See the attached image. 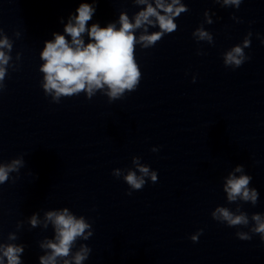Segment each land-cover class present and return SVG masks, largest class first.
Here are the masks:
<instances>
[{"label": "clouds", "instance_id": "1", "mask_svg": "<svg viewBox=\"0 0 264 264\" xmlns=\"http://www.w3.org/2000/svg\"><path fill=\"white\" fill-rule=\"evenodd\" d=\"M98 2V0H97ZM222 7H234L239 9L243 0H215ZM138 5H145L139 11L134 20L128 15L121 14L119 27L115 23H109L106 27H100L92 20L96 8L90 3H80L76 14L69 17L68 23L64 26L66 35L54 33V39L45 41L40 59L43 64L39 71L43 74L41 87L46 96H50L53 103H59L61 98H70L74 95L84 93L91 100L99 91L106 95L109 103L122 99L125 93L135 91L142 79L140 66L136 61L135 51L139 45L141 49L154 47L165 35L175 32L178 28L175 19L182 13L189 11L181 0H155V6L149 0H135ZM163 13V14H161ZM205 22L211 24L207 11L204 13ZM154 18V19H153ZM238 20L237 17H232ZM146 26L156 27L159 31L148 32ZM143 28V32L136 35V30ZM87 33L88 43L84 41V34ZM197 41L213 43V35L205 30L203 24L197 27L193 33ZM258 38H259V34ZM249 32L242 43L234 45L223 53L225 67L233 69L241 67L251 57L245 54L244 49L251 45ZM264 44V39H261ZM7 49V51H5ZM12 43L7 36L0 39V92L5 88L4 80L7 75L9 61L12 59L10 53ZM198 55L202 54L197 52ZM19 58V54H18ZM195 76L193 82H195ZM159 151L157 147L151 149ZM23 157L12 159L10 162H0V185L10 179L15 181L11 173H19L24 167ZM133 168L114 169L112 175L116 178H123L132 191L142 190L150 180L158 182V174L149 165L141 163L138 156L132 157ZM239 173L240 175H237ZM244 165H236L226 177L223 190L227 193L228 203L237 201L251 202L255 206L258 202L259 193L255 188H249L252 176L244 174ZM212 218L231 228L247 227V232L238 230L235 235L240 240H251L254 234H258L261 241H264V214L254 213L249 215L238 207L234 212L228 207L217 206L211 212ZM54 227V239H45L40 247L47 251L46 255L39 258V264H57L58 259H63V264H84L92 251L86 244H81L79 250L73 254L72 249L78 240H88L93 235L92 224L84 216L77 217L68 208L59 211H47L45 213L44 227L48 223ZM30 223L36 227L39 223L36 214H33ZM251 223V227H249ZM203 229L198 230L190 236L195 243ZM10 240H15L14 234H10ZM24 251L22 245L0 244V264H21V254Z\"/></svg>", "mask_w": 264, "mask_h": 264}]
</instances>
